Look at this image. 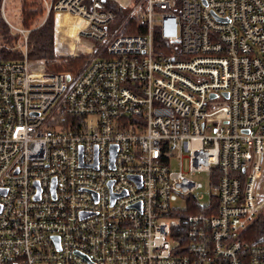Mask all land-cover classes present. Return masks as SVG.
Segmentation results:
<instances>
[{
    "label": "built area",
    "instance_id": "built-area-1",
    "mask_svg": "<svg viewBox=\"0 0 264 264\" xmlns=\"http://www.w3.org/2000/svg\"><path fill=\"white\" fill-rule=\"evenodd\" d=\"M37 1L59 43L101 48L77 77L35 66L0 0L23 55L0 60V264H264L243 235L262 208L264 0L116 2L131 35L102 0Z\"/></svg>",
    "mask_w": 264,
    "mask_h": 264
},
{
    "label": "trees",
    "instance_id": "trees-1",
    "mask_svg": "<svg viewBox=\"0 0 264 264\" xmlns=\"http://www.w3.org/2000/svg\"><path fill=\"white\" fill-rule=\"evenodd\" d=\"M105 6L112 10L116 14L121 12V9L116 6L112 0H102ZM17 10L20 17V25L26 29H31L29 34V40L27 44V58L29 61L32 60H43L48 64V66L52 69L54 66L50 62L54 60V49H53V24H52V13L49 14L47 19L42 22L44 19V9L39 4L37 0H18L17 1ZM116 11V12H115ZM120 16V14H119ZM121 17V16H120ZM138 22L136 24V32L142 31L141 22L135 18ZM136 20L130 18L128 20V24L132 25L136 23ZM41 23V24H40ZM138 34V33H135ZM0 35H4L8 37L7 43H10L9 35L7 34L4 23L2 22L0 16ZM4 43V46H3ZM0 43V60L3 61H16L21 60L23 58L20 50L11 49L7 47L5 42ZM6 45V46H5ZM97 48V44L95 49ZM95 54H87L81 55L78 57H66L68 66L65 69L59 68L56 72H68L71 77H77L82 68L86 65V63L94 56ZM79 66H81L79 68ZM56 70V69H55ZM190 203L191 208L186 213H196L201 211L199 202H196L194 199L188 197L186 200ZM214 204V202H212ZM244 235V240L248 241L252 245H264V212L259 214L254 223L250 226L247 232ZM184 235H180V247H184L186 245V240L184 239Z\"/></svg>",
    "mask_w": 264,
    "mask_h": 264
},
{
    "label": "rangeland",
    "instance_id": "rangeland-1",
    "mask_svg": "<svg viewBox=\"0 0 264 264\" xmlns=\"http://www.w3.org/2000/svg\"><path fill=\"white\" fill-rule=\"evenodd\" d=\"M17 1L18 0H6L7 20L12 25H15V27H17V28L26 29V28H24L23 26H21L19 24L20 23V17H19L18 10L16 8L17 7ZM132 1L134 2V5L136 6L137 9H141L142 8V6L140 5L141 4V0H131V2ZM112 2H114L116 4V6L121 9V12L117 13V20H115V23L112 26V28L113 29H117L118 28V32L120 34H129V35H131V34H135V33H140V32H136V24H137L138 21L135 19L136 17H132L131 16L132 11H130L127 8L126 9L121 8L118 5V4H121V3L126 5L128 3V0H116V1L112 0ZM119 14H120L121 17L119 16ZM0 16H1L2 22L5 25L7 34L9 35V38H10L9 39L10 40L9 44H11V45H9L7 43L8 37H6L4 35H0V43L5 42V44H7V47L9 45V46H11L9 48H16L15 47V43L20 39V37L17 34L12 33L9 30V28H8V26L6 24L5 18L2 17L1 13H0ZM130 18L136 20V23L135 24L133 23L132 25L128 24V20ZM44 20H45V17L41 21L44 22ZM62 20H63V17H59L58 22H61ZM54 22H55V19H54V16L52 15L53 39H54V41H53V49L54 50L53 51H54L55 59L51 60L48 63H51L54 66V68L51 69L48 66V64L46 62H44L43 60H32V61H30L31 64H34L35 66H37V64L43 65L45 70H47L49 72H56L59 68H61L63 70V69H65L68 66L67 59H69V58H66L63 55H70L71 53H75L76 56L78 57V56H81V55L92 54L94 52L95 46L97 44L94 41H91V40H88V39H80L73 45L72 44L70 45V43H68L67 45L59 43L58 38H57V34L55 33ZM30 29H32V28H30ZM68 29H69V27H68ZM55 38H56L57 43H58V49H57V47H55V46H57ZM27 44H28V42H27ZM3 46H4V43H3ZM26 48H27V46H26ZM100 48H101V45L97 44L96 50H99ZM16 50H18V49H16ZM26 52H27V50H26ZM80 67L81 66H79V68ZM171 167L177 169V161L172 160L171 161ZM196 180H200L205 186L207 185L206 178L204 176H202V175L197 177ZM202 192H203V196H204V199H203L204 202L208 201V193L205 192V191H202ZM263 197H264V175H263V178H262V180L260 182V185H259V200H260V203H261V206H262V208L260 210L261 213L264 212V201L261 202ZM174 206L181 208L183 206L182 200L179 199L177 202L174 203Z\"/></svg>",
    "mask_w": 264,
    "mask_h": 264
},
{
    "label": "water",
    "instance_id": "water-1",
    "mask_svg": "<svg viewBox=\"0 0 264 264\" xmlns=\"http://www.w3.org/2000/svg\"><path fill=\"white\" fill-rule=\"evenodd\" d=\"M115 154V147H111V161L113 160ZM52 189H53V185H52Z\"/></svg>",
    "mask_w": 264,
    "mask_h": 264
}]
</instances>
